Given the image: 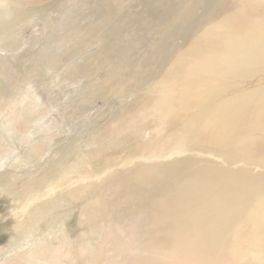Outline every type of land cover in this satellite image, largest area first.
Listing matches in <instances>:
<instances>
[{"label":"rangeland","instance_id":"1","mask_svg":"<svg viewBox=\"0 0 264 264\" xmlns=\"http://www.w3.org/2000/svg\"><path fill=\"white\" fill-rule=\"evenodd\" d=\"M192 1L0 0V56L8 64L7 67L0 64V115L5 113L0 116V136L8 138L5 143V137L2 140L0 137V179L3 175H11L28 181L23 183L25 189L24 185L10 189L8 182L0 186V264L22 252L32 253L29 264L43 262L42 257L38 258L43 253L36 247L43 242L57 245L58 240H54L53 233L61 227L71 234V240L81 237V211L84 208L89 211L95 198L100 197L103 191L109 190L111 194L121 191L119 181L125 178L123 173L128 166L135 165L145 156H162L157 153L163 151L164 137L158 141L157 136L144 125L145 133L141 132L133 140V131L142 126L133 121L153 83L168 77L174 68L173 62L165 64L163 60L171 48L168 35L172 29H178L176 26L182 23L181 19L190 8L188 3ZM217 1L203 0L210 7L221 2ZM203 2L195 9L194 19L185 22L186 26L191 24L193 29L202 21ZM184 3L187 5L183 8ZM226 4L227 11L217 22L226 20L227 16L237 18L247 7L256 6L254 13L264 19V0H227ZM179 42L181 44L182 41ZM215 81L216 88L221 85L232 87L222 97L252 95L253 109H262L264 113V69L248 78H218ZM29 83L38 88L40 94L36 101L26 99L19 104L27 97ZM136 88L141 89L135 92ZM191 117L187 118L190 124L197 125L198 129L206 128L204 119L208 122V117L198 121ZM3 123L9 129L5 135H1ZM246 131L241 135V141L250 139L249 147L250 142L259 143L261 147L249 148L248 163L239 162L233 167L230 165L229 169L264 179V131ZM5 144L14 148L13 160L9 164ZM140 147L146 150L140 152ZM32 148L40 153L33 154ZM17 159L21 164L23 162L20 169L11 165L18 162ZM233 159L239 161L236 155ZM131 160H134L132 165L129 163ZM88 161L91 166L87 170L96 168L101 175L105 168L110 175L103 185L91 190L93 193L87 192L85 197L76 200L80 193L77 195L75 189L78 187L72 185L79 174L87 176L84 163ZM51 164L56 166L52 172L49 171L48 187L43 184V175ZM121 164L129 165L123 167ZM49 188L55 189L53 200L49 202L53 210L48 211V216L36 225L37 229H33L34 233L29 238L22 239L26 236L28 224L23 215L25 220L20 226L22 210L27 208L24 202L27 197L24 196L22 203L23 190L32 189L33 198L30 200L37 201L33 205L38 207ZM72 190L74 195L70 193ZM105 196V199L100 197V205H96L104 210L91 221L95 227H100L103 220L107 221L106 217L115 214L116 206L109 195ZM38 209L31 210V215ZM104 214L108 216L103 218ZM59 218L62 221L57 222ZM31 220L35 222V217ZM89 238L98 245L97 238ZM77 246L76 242L72 245L74 257ZM37 253L39 255L35 258ZM27 258H19L18 262L27 263Z\"/></svg>","mask_w":264,"mask_h":264},{"label":"bare ground","instance_id":"2","mask_svg":"<svg viewBox=\"0 0 264 264\" xmlns=\"http://www.w3.org/2000/svg\"><path fill=\"white\" fill-rule=\"evenodd\" d=\"M226 1L210 7L203 0H193L188 3L190 8L187 6L189 10H185L182 23L176 26L178 29H172L168 35L171 48L163 60L165 64L173 62L174 68L168 77L153 83L133 121L142 124L139 130L133 131V140L141 132L144 134L146 128L158 141L164 137L163 151L157 153L162 156H145L135 165H132L135 159L129 161L132 166H128L123 173L125 178L119 181L121 191L111 194L105 190L100 196L109 195L116 206L115 214H104L103 218L108 216L107 221L103 220L100 227L93 226L91 221L104 210L96 207L100 205L97 196L91 203L93 207L89 211L84 208L79 215L81 237L71 240V234L61 227L53 233L58 244L43 242L38 245L37 251L43 253L38 258L44 261L33 264H264V179L229 169L239 162L246 164L251 153L249 148L261 147L256 142H250L249 147L250 139L241 141V135L246 130V133L264 131V113L262 109H253L252 95L222 97L232 87H215L218 78H248L264 69V19L254 13L256 6L247 7L237 18L225 16L226 20L217 22L227 11ZM201 2L204 18L192 29L191 24L186 26V23L194 19L195 9ZM185 5L187 3L183 8ZM227 19L235 20L229 22ZM0 58V64L7 67L2 55ZM138 89L141 88H136L135 92ZM39 94L38 88L29 83L27 97L19 104L26 99L36 101ZM190 116L194 121L208 117V122L204 119L206 128L198 129L197 125L190 124L187 121ZM151 118L153 120H149ZM8 131L3 123L1 135ZM0 137L2 140L5 136ZM26 141L29 142L28 138ZM13 149L5 144L8 164L13 160ZM139 150L146 149L140 147ZM32 153L38 155L40 152L32 148ZM235 155L239 161L233 159ZM14 162L11 165L23 166V162ZM84 165L87 176L79 174L72 185L78 187L76 194L80 193L76 200L85 197L87 192L93 193L91 190L103 185L110 175L105 168L101 175L96 168L87 170L91 166L89 161ZM55 166L51 164L43 175L45 186L50 182L46 180L49 171ZM0 180L1 187L8 182L10 189L28 183L26 178L11 175H3ZM54 190L48 189L38 206L40 209L33 205L37 201L30 200L32 189L23 190L22 203L24 196L27 197L24 201L27 208L22 210L20 226L25 218L28 224L22 239L29 238L33 229H37L36 225L53 210L49 202L53 200ZM74 192L70 193L74 195ZM34 209L38 210L31 215ZM56 220L59 222L62 218ZM91 236L97 238L98 245L92 243ZM74 242L78 245L76 257L72 252ZM62 253H65L63 257ZM30 255L32 253H15L5 264H21L18 259L23 257H28L29 261L24 264H29ZM37 255L39 253L35 258Z\"/></svg>","mask_w":264,"mask_h":264}]
</instances>
